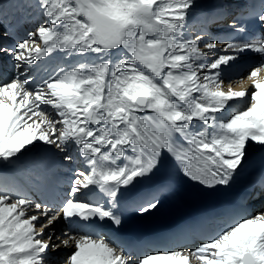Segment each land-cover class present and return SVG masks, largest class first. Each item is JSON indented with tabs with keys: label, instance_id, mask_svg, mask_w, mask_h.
Listing matches in <instances>:
<instances>
[{
	"label": "snow or ice",
	"instance_id": "1",
	"mask_svg": "<svg viewBox=\"0 0 264 264\" xmlns=\"http://www.w3.org/2000/svg\"><path fill=\"white\" fill-rule=\"evenodd\" d=\"M35 6L36 26L12 48L0 46L12 60L0 69V169L54 147L63 161L79 158L83 170L41 202L7 178L0 183V264H49L61 246L50 243V226L61 218L69 226L61 243L74 249L64 264H264V210L249 207L264 202V168L259 192L176 233L116 246L101 231L122 225L114 210L121 200L152 214L162 198L179 194L181 181L229 189L252 156L264 158V0L229 5L232 34L255 31L224 41L221 53L206 33L186 38L197 0ZM248 51L259 59L238 67ZM58 56L65 63L49 70ZM245 79L252 91L233 90ZM97 190L110 207L95 200Z\"/></svg>",
	"mask_w": 264,
	"mask_h": 264
},
{
	"label": "bare ground",
	"instance_id": "2",
	"mask_svg": "<svg viewBox=\"0 0 264 264\" xmlns=\"http://www.w3.org/2000/svg\"><path fill=\"white\" fill-rule=\"evenodd\" d=\"M244 0H197L199 8L196 9V15L190 20V28L186 31V38H195L199 33H206L204 40L208 42H218L217 53H221L224 47V41L222 40L224 33L229 29L226 23H230L229 19L222 20L223 17L231 16L233 11L229 5L242 4ZM36 0H0V46L5 48H12L17 41L25 37L27 31L33 29L40 21V10L35 6ZM219 11H222L219 13ZM208 22L210 28L205 25ZM221 30V31H219ZM8 31L12 33L9 36H5L4 32ZM202 47V45H201ZM204 51H208L204 49ZM214 57H209L211 60ZM47 60V58H45ZM259 59L258 54H254L250 51L240 54L238 60L234 63L238 67L252 66ZM41 63V62H38ZM65 63V61L56 57L54 60L49 61L48 67H56L58 64ZM11 58L3 53H0V69H8L11 67ZM47 73H41L40 75H46ZM247 70L240 72V77H246ZM29 78H32V73H28ZM264 76V73L261 74ZM39 79V76H37ZM224 90H227L228 85L222 86ZM235 91H252V81L244 80L243 82L234 81L231 85ZM233 103V102H230ZM243 107V105H241ZM221 115V114H216ZM64 153L59 152L56 148H52L48 153H33L26 159H22L14 165H9L0 169V183L5 182L9 187L17 188L23 194L31 196L36 202L44 200L43 193L46 190L51 189L48 185V180L58 181V192H64L68 189L69 179L72 176L73 170H83V165L80 163L79 158L74 161H63L61 157ZM122 190V189H121ZM260 184H258L254 192H259ZM95 200L104 204L105 207H110L107 204V197L102 193L95 195ZM163 198L161 199V202ZM161 204V203H160ZM249 205H253L252 211L257 212L264 210V202L260 200H249ZM154 213V212H153ZM152 213V214H153ZM138 217H146L151 214L140 216L135 212ZM46 222V218H41V223ZM55 231V235L50 243L61 244V246L54 252H50L48 255L49 264H64V261L71 254L74 249L72 247H64L61 241L65 239L64 233L69 230V226L61 218L53 222L50 226ZM72 230L76 229V226H71ZM63 229V231H61ZM48 229H45L47 232ZM106 238L113 241L112 236L105 235ZM46 239V237H45ZM71 243V242H70ZM117 246V245H116Z\"/></svg>",
	"mask_w": 264,
	"mask_h": 264
},
{
	"label": "rangeland",
	"instance_id": "3",
	"mask_svg": "<svg viewBox=\"0 0 264 264\" xmlns=\"http://www.w3.org/2000/svg\"><path fill=\"white\" fill-rule=\"evenodd\" d=\"M61 231H63V229Z\"/></svg>",
	"mask_w": 264,
	"mask_h": 264
}]
</instances>
